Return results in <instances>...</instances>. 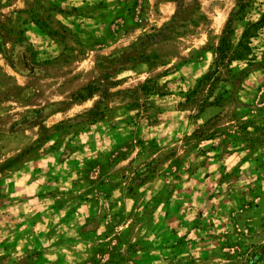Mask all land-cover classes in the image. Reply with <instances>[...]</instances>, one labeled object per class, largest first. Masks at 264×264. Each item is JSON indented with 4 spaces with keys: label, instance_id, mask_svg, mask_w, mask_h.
Returning <instances> with one entry per match:
<instances>
[{
    "label": "rangeland",
    "instance_id": "1",
    "mask_svg": "<svg viewBox=\"0 0 264 264\" xmlns=\"http://www.w3.org/2000/svg\"><path fill=\"white\" fill-rule=\"evenodd\" d=\"M249 2L241 0L245 6L236 14L234 23L228 25L229 47L217 71L216 66L215 70L208 68L212 52L205 48L207 32L203 31L206 26L219 36L228 28L224 27L225 10L215 6L216 0H91L80 7L76 6L79 0H30L24 9L12 7L16 0L0 4V106L7 105L9 109L7 116L0 117V160L3 161L0 163V251L19 249L24 253L18 261L0 256V264L5 260L7 264H264V242H261L264 234L256 231L257 223L260 220L264 223V219L254 221V212L247 214V235L241 243L233 239L215 250L207 246L221 237V233L213 231L214 224H218L214 216L217 209L221 215L223 208L231 223L236 224L238 217L241 218L240 208H253L261 202V194L264 198V176L260 175L264 173V106L256 103L259 97L264 105V85L257 79L264 74V59L256 61L252 54L258 43L256 35L264 28V17L254 27L251 26L254 23L247 27L239 24ZM5 7L10 11L6 12ZM93 21L104 25L100 35H97L98 27L93 29ZM149 24L156 31H149L131 50L109 57L111 46L104 47L107 40L121 31L138 32ZM193 24L199 35H180L176 39L188 45L183 49L185 71L193 65L197 69L203 67V71L195 74V86L185 94L180 107L197 108L194 119L207 118L205 125L185 138L189 152L204 143L199 155L206 159L184 169L186 154L180 155L181 147L173 146L167 153L156 156L159 151L156 136L152 135L145 143L136 121V117L146 113L153 120V133L162 128L156 109L145 98L156 96L167 100L177 89L183 92L184 85L175 83L176 77L170 70L154 73L143 82L122 73L130 71L132 65L147 64L150 68L163 65L172 54L174 35ZM248 29L249 50L247 54L243 51L245 55L241 58H235L232 53L240 49L238 42ZM219 43L212 40L210 48L216 49ZM18 47L23 51L18 53ZM94 48L101 49L95 60L92 59L95 52L90 51ZM218 53L216 50V57ZM114 75L119 79L114 80ZM161 80L163 84L159 83ZM254 81L255 96L246 101L243 99L246 85ZM54 84L59 85V92L50 90ZM96 94L103 95V103L86 111L83 119L53 127L46 123L47 109L67 111L76 107L85 111L82 104ZM65 96L70 97L69 103L64 102ZM17 101L22 111H11ZM112 109H116L117 117L123 111L125 118L120 123L127 127L128 135L116 137L110 154L96 159L92 156L93 149L64 143L70 134L80 133L81 143L85 144L88 139L85 132L96 129L99 122L113 119ZM229 121L237 122L238 134L231 132ZM37 125H43L39 137L31 141L23 139L28 129L35 130ZM218 136L224 137L222 144L244 143L249 148L258 179L247 192L212 191L208 178L213 172L199 176L200 169H212L213 157L215 161L221 158L217 145L205 143ZM104 143H109L106 137ZM134 143L141 148V155L153 159L136 172L128 187L129 198L139 199L138 190L144 183L165 174L174 182L166 183L150 203H142L140 213L124 230L122 225L131 213L127 202L123 206L116 203L119 198L114 193L126 177L123 169H113L116 163L127 159ZM94 147H101L98 131ZM44 148L55 154V170L46 167L53 160L41 154ZM69 159L72 172L66 167ZM80 161L83 167L79 166ZM25 167L33 170L31 182L25 177L15 182L4 179L9 172ZM41 171L47 173V184L35 178ZM217 171L224 173L225 167ZM61 172L67 174L61 176ZM238 177L239 166L231 174L220 175L216 185L230 184ZM178 196L182 199H177ZM101 200L105 201L103 205ZM109 200L113 202L108 204ZM209 203L216 205L208 214L212 217L210 222L204 215ZM190 216L194 219L189 220ZM5 221L14 237L11 240L4 236L2 222ZM102 225L105 231L100 233ZM137 227L144 238L133 243ZM117 228L121 230L114 236ZM98 237L102 242H98ZM109 237L117 243L112 245ZM125 247L126 255L121 251ZM105 256L106 261L102 259Z\"/></svg>",
    "mask_w": 264,
    "mask_h": 264
},
{
    "label": "clouds",
    "instance_id": "2",
    "mask_svg": "<svg viewBox=\"0 0 264 264\" xmlns=\"http://www.w3.org/2000/svg\"><path fill=\"white\" fill-rule=\"evenodd\" d=\"M29 2L30 0H16V3L13 4L12 7L17 9H24ZM6 3L7 0H0V4ZM90 3L91 0H79V3L76 6L80 7ZM240 3L241 0H230V4L229 0H216L215 6L221 8L222 10H225L226 24L224 25V27H227L229 23H234L235 16L237 14V8ZM66 6H71V4ZM4 10L6 12L10 11V9H8L7 7H5ZM262 17H264V0H250L249 6L245 10V13L243 14L242 18L240 19L239 24L243 25L244 27H247L248 24L255 23L256 21H259ZM198 22L199 21H197V23ZM92 27L93 29H96L98 27L100 31L97 32V35H100V33L103 32L104 25L102 23L100 25H97L93 21ZM149 31H156V29L153 25L149 24L147 25V27L141 28L138 32L133 31L130 33H126L121 31L118 34L114 35L112 39L107 40L104 47H108L110 45L111 49H114V51L111 49L109 50V57L117 56L122 52L131 50V48L138 44L142 39L146 38ZM203 31L207 32V43L205 45V48L210 49L212 52V62L208 65V68L209 70H215L216 49L210 48V45L212 40H217L221 42L223 41V30L221 31L219 36L214 35L206 26ZM193 33L199 35V32H196L195 24H193L191 28H186L183 32H178L174 35L172 42V54L167 57L163 65L155 68H150L147 64L141 66L132 65L130 71H125L122 73V75L129 76L134 81L143 82L146 79H151L154 73L170 70L176 77L175 83H182L184 85L183 92H180L179 89H177L171 94V96L167 100H160L156 96L145 98L146 102L152 104V106L156 109V117L158 119V122L163 125L162 128L157 129L153 133V120L149 117L148 114L141 113L138 117H136L137 125L140 129H142V131L140 132V138L143 139L145 143L149 142V140L152 138V135L156 136V143L159 148V151L156 153V156H160L164 153H167L173 146L179 145L181 147L180 155L183 156L186 154V159L183 165L184 169L189 168L193 164L198 165L201 160L206 159L204 156L199 155L201 149L204 147V143L199 144L197 147L193 148L189 152L187 150V146L185 145V138L191 136V134L194 133L198 127L205 125L207 118L201 117L198 120L194 119L198 112L197 108L182 109L180 107V105L186 99L185 94L195 86V74L198 71H203V67L197 69L195 65H193L189 71H185V67L187 66L185 65L186 56L183 52V49L188 47V45L181 43L178 39H176L177 36H187ZM256 39L258 43L253 48L252 54L256 57V61H261L262 59H264V28L260 29L259 34L256 35ZM16 50L19 53L23 51V48L18 47ZM90 51L95 52L96 56L92 58L93 60H95L96 57L99 56L101 49L94 48ZM201 65H203V61H201ZM181 78H183V80H181ZM113 79H119V76L114 75ZM257 79L260 85H264V74L259 75ZM159 83L163 84L164 81L161 80L159 81ZM50 90H55L59 92L60 87L59 85L54 84L51 86ZM255 91V81L253 83L247 84L246 91L243 94V99H245L246 101H250L252 97L255 96ZM57 98L59 99L60 97ZM63 99L65 103L70 102V97L65 96L63 97ZM103 100L104 97L101 94H96L91 98H88L86 103L82 104V108L85 111H81L76 107H71L70 110L67 111H57L54 108L47 109L46 115L48 116V121L46 123H48L49 127H53L62 123H67L69 121L75 122L78 119H83L86 111L94 110L95 108L99 107L100 104L103 103ZM256 103L258 106H264L260 104L259 97H256ZM18 104L19 102L17 101L16 104L12 107L11 111H22V109L17 107ZM111 111L113 112V119L99 122L97 123L96 129L89 128V130L85 132L88 137L87 142L85 144L81 143V141L83 140V136L80 133L70 134L68 137H66L64 143L66 145L71 144L73 147L76 148L88 147L90 149H93L92 156L96 159H100L110 154L112 152V148L117 142L116 137L118 135H128L127 127L120 123V121L125 118L123 111H120L118 117L116 116V109H112ZM8 114L9 109L7 105L0 106V117L7 116ZM161 116H163L164 118L159 119ZM229 123L232 124L231 132L233 134H238V129L236 127L237 122L229 121ZM42 126L43 125H37L35 130L31 128L28 129V135L23 137V139L28 141L37 139L39 137V128H41ZM97 131L100 138V148L94 147L96 143ZM249 131L250 133L252 132L251 129ZM148 133H151V135H146ZM105 137L109 141V143L107 144L104 143ZM223 139V136H218L216 140L205 141V143H212L218 146L219 155L221 158L219 161H215V157H213L214 163L212 169H208L207 167L200 169L199 176L206 175L208 171L213 172V175L208 178V180L211 181L213 185L212 191H222L225 194L229 190L247 192L249 187L252 186L254 182L258 179L257 175L254 174L255 164L253 163V159L250 156V150L244 143H235L230 145L222 144L221 141ZM54 142L55 141H52V143ZM61 151H64V149H61ZM41 154L53 160V163L47 165L46 167L49 170H55V154L49 153L47 151V148L41 149ZM151 159H153L152 156L141 155V148L139 147V145H136L134 143V150L131 151L127 159L116 163L114 166L113 171H120L121 169H123L124 176L126 177L120 182L119 187L114 193V196L119 198L116 203L119 206H123L125 202H127L128 210L131 213V215L128 216L127 220L122 225L124 230H127L128 226L133 223L135 215L140 213L142 203H150L152 197L157 195L160 189L163 188L166 183L174 182L170 176L165 174L163 177H158L154 180H150L144 183L143 187L139 188L138 190L139 199H136L135 197L129 198L127 196L128 187L133 178L135 177L136 172L142 171L145 165ZM2 162L3 161L0 160V163ZM35 163L36 161L34 160L33 164ZM71 163L72 162L69 159L66 166L68 172L73 171ZM79 166L83 167V161L79 162ZM221 166L225 167L224 173H220L217 171V169ZM237 166H239V177L237 179L231 181L230 184L225 183L219 186L216 185V180L219 178L220 175L231 174L232 169ZM32 171L33 170H30L27 167L22 169H16L9 172L7 177H4V179L12 180L13 182H15V180H19L21 177H25L26 179H28L29 182H31L34 178L32 175ZM60 174L61 176H63L67 173L61 172ZM260 175L264 176V173H260ZM35 178L43 179L45 184L49 182L47 179V173L44 171H41L40 176ZM73 178L75 179V176ZM205 183H208V181H205ZM177 199H182V197L178 196ZM112 202V200H109L107 203L111 204ZM17 203V201H11V204ZM104 203L105 201L101 200V204L103 205ZM232 203L234 204L235 202ZM160 207L163 208V204H161ZM201 207H204V205H201ZM214 207H216V205L209 203L207 205V208L205 209L204 215L206 218H208L209 222L211 221L212 217H209L208 214L210 211L213 210ZM4 211L7 212V206H5ZM258 212L259 215L253 217L254 221L264 219V204H261ZM161 215H163V213H161ZM214 216L216 217L218 224L224 223V227L219 228V232L224 233L225 235L220 237V239L218 240L208 242L207 246L209 250L217 249L219 245L224 242L225 237L231 234L234 228L238 227L231 223V220L227 217V215L221 216L218 209L214 213ZM17 219L20 218L18 217ZM191 219H194V217L190 216L189 220ZM109 221L110 217L108 220L104 221V224L106 225L107 223H109ZM2 226L4 230V236L9 240L13 239V235L10 234L8 231V225L6 221L2 222ZM120 230V228H117L113 235H118ZM104 231L105 228L102 225L100 227V233H103ZM213 231H216V229H213ZM137 238H144L143 234L139 230V227L136 228L132 242L134 243L135 239ZM108 239L111 240L112 245H115L117 243V241L112 239L111 237H109ZM199 240L200 237H197L198 244ZM98 242H102L99 237ZM261 242H264V239H262ZM23 246L24 244L22 242L21 247ZM28 246H31L30 243ZM121 251L126 255V247L122 248ZM23 254L24 253L19 249H10L8 253L0 251V256H8L10 259L16 261H18L23 256ZM222 255L223 252H221L220 256L222 257ZM52 259H55V256H53ZM102 259L106 261L108 258L107 256H105ZM3 264H7V260H5ZM225 264H227V262H225Z\"/></svg>",
    "mask_w": 264,
    "mask_h": 264
},
{
    "label": "crops",
    "instance_id": "3",
    "mask_svg": "<svg viewBox=\"0 0 264 264\" xmlns=\"http://www.w3.org/2000/svg\"><path fill=\"white\" fill-rule=\"evenodd\" d=\"M140 1H142V0H140ZM260 198H261V200H260L261 202L258 203L257 205H255L253 208L252 207H248V208L242 207L239 209L238 216H241V218L239 219V217H238V222H236V224L232 223L233 225H236L238 227L234 228L233 232L225 237L224 242H226V241L230 242L231 240L235 239V240H238V243H241L245 239V237L247 235L246 234L247 233V227H246V223H245L246 218H247V214H249L250 212H254L255 216L259 215L258 210L260 209V206L262 204V200H264L262 194L259 196V199ZM221 211H223V212H221V216L226 215V212L224 211L223 208L221 209ZM214 227H215L214 229H216V232L221 233V232H219V228H223L224 223H220V224L216 223V224H214ZM256 227H257L256 231L258 233L264 234V223L262 222V220H260L257 223ZM202 229H203L202 231H204V228H202ZM204 233H205V231H204ZM224 235H225L224 233H221V237Z\"/></svg>",
    "mask_w": 264,
    "mask_h": 264
},
{
    "label": "trees",
    "instance_id": "4",
    "mask_svg": "<svg viewBox=\"0 0 264 264\" xmlns=\"http://www.w3.org/2000/svg\"><path fill=\"white\" fill-rule=\"evenodd\" d=\"M245 5H242L241 3L238 5V10H237V13L239 11H241L243 9ZM259 22H256L254 24H252L251 26L254 27L258 24ZM229 25V24H228ZM229 26L226 30L223 31V41L219 43V45L216 47V50H218V55L216 57V61H215V65H216V71L219 69L220 65L223 64V59L225 57V53H226V50L228 49V43H227V34L229 33ZM248 33H249V29L244 31L242 36H241V39L240 41L238 42V47H240V49L238 51H235L233 52V56L235 58H241L242 55H245V53H243V51H246V54L249 50V47L248 45H246V42L248 43L249 41L248 40ZM215 71V72H216ZM205 78V77H204Z\"/></svg>",
    "mask_w": 264,
    "mask_h": 264
}]
</instances>
